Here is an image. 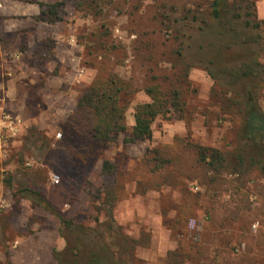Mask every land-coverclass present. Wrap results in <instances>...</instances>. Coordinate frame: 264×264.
<instances>
[{"label":"rangeland","instance_id":"374dc122","mask_svg":"<svg viewBox=\"0 0 264 264\" xmlns=\"http://www.w3.org/2000/svg\"><path fill=\"white\" fill-rule=\"evenodd\" d=\"M16 1L59 5L57 24L74 37L81 63L94 72L91 83L111 74L129 85L121 96L128 131L114 143L94 142L93 118L76 105L46 130L29 124L16 137L3 134L0 264H58L56 258L74 264L92 255L105 264H264V153L261 143L241 138L236 104L252 95L264 113V42L255 41L256 30L229 13L235 34H219L211 0H101L93 9L77 8V0ZM250 1L263 21L264 0ZM24 39L9 44L18 48ZM50 45L43 40L37 50ZM37 57L30 64L38 66ZM245 64L257 75L232 80L229 71ZM176 79L182 116L169 109L153 122L151 141L124 144L134 107L149 102L144 88L161 83L168 89ZM38 104L29 97V115ZM207 149L226 158L217 176L197 162ZM104 161L113 165V185L102 175ZM23 189L56 207L71 227L34 206L35 196ZM111 189L117 197L112 216L105 201ZM23 248L26 255L19 256Z\"/></svg>","mask_w":264,"mask_h":264},{"label":"trees","instance_id":"16d2710c","mask_svg":"<svg viewBox=\"0 0 264 264\" xmlns=\"http://www.w3.org/2000/svg\"><path fill=\"white\" fill-rule=\"evenodd\" d=\"M101 0H77L76 7L79 9L99 8ZM59 5H40V20L46 23H57L63 20L58 13ZM46 8L45 10L43 8ZM88 8V9H89ZM212 19L218 27V33L235 34L230 20L226 17L232 13L234 19L242 20L246 28L256 30V42H264V20L259 21L256 17L254 4L250 0H211L208 3ZM263 51V49H261ZM255 67L259 66L253 63ZM252 64H245L239 68L229 71L232 80L242 77L256 76L257 70ZM187 76V73L184 75ZM174 81L168 87L163 89L161 83L144 88L145 94L149 97V102L138 104L133 109V125L129 133L123 139L124 144H136L149 142L152 139V124L158 117H164L169 109H173L181 117L184 112L185 102L182 100L181 81ZM180 82V83H179ZM129 85L118 78L116 75H108L106 78H96L90 86L82 93L77 101L78 110H87L93 118L94 124L88 132L92 141L106 144L114 143L119 134H125L128 131L126 125L127 106L121 102V96L129 94ZM241 114V138L255 145L262 146L264 153V113L257 105L256 98L250 95L246 101L236 103ZM69 123V122H68ZM209 154L200 153L197 162L206 172H212L215 176L219 175L226 167L225 156L216 149H207ZM242 158V159H241ZM243 160V155L240 156ZM241 161H239L240 163ZM264 164V163H263ZM261 171H264V165H261ZM241 167H233V171L241 172ZM113 165L104 161L102 163V175H105L113 185ZM1 177V171H0ZM4 183L12 188L9 180ZM20 193L29 192L35 196L33 205L39 206L46 212L55 216L59 223L66 228L71 227L62 214L48 201L41 198L33 191L26 189L20 190ZM100 192L98 191V194ZM106 202H110L109 215L112 216V208L116 203L117 197L115 190L108 191ZM99 198V196H97ZM58 264H61L56 258ZM74 264H105L96 256L92 255L85 262L74 261Z\"/></svg>","mask_w":264,"mask_h":264},{"label":"crops","instance_id":"0c3cea01","mask_svg":"<svg viewBox=\"0 0 264 264\" xmlns=\"http://www.w3.org/2000/svg\"><path fill=\"white\" fill-rule=\"evenodd\" d=\"M21 36L26 40L18 48L9 44L11 38L17 41ZM46 39L51 42L50 51L46 48L39 53L38 44ZM37 55L40 63L34 66L29 61ZM93 77L94 72L81 63L74 37L60 31L57 23L41 21L39 5L0 0V104L5 110L0 114V155L7 151L1 148L3 134L16 137L29 124L46 130L49 122H64ZM30 96L37 98L40 108L31 115L27 112ZM22 244H18L20 249ZM167 248L174 250L175 246ZM20 251L19 256L26 255L24 248ZM4 259L0 245V261Z\"/></svg>","mask_w":264,"mask_h":264},{"label":"built area","instance_id":"2783aa9c","mask_svg":"<svg viewBox=\"0 0 264 264\" xmlns=\"http://www.w3.org/2000/svg\"><path fill=\"white\" fill-rule=\"evenodd\" d=\"M0 102H1V99H0ZM57 136L59 137V135H57ZM50 182H51L52 185H57L59 183V179L55 175H50ZM188 228L190 230L194 229V223L192 221L189 223Z\"/></svg>","mask_w":264,"mask_h":264}]
</instances>
